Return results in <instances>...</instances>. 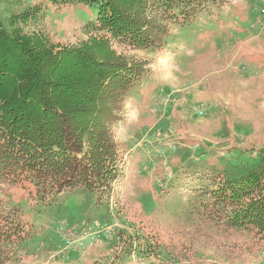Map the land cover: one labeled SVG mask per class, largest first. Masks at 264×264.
I'll return each mask as SVG.
<instances>
[{
  "label": "rangeland",
  "instance_id": "obj_1",
  "mask_svg": "<svg viewBox=\"0 0 264 264\" xmlns=\"http://www.w3.org/2000/svg\"><path fill=\"white\" fill-rule=\"evenodd\" d=\"M239 1L208 0V5ZM243 1L257 8V0ZM96 12L95 4L77 0H0L7 29L34 33L56 45L86 40L94 32ZM195 13L161 16L166 34L156 45L134 52L145 71L128 89L122 119L113 124L121 176L110 193L94 198L78 186L50 195L36 193L26 181H0L2 210L31 222L33 233L4 244L0 264H264V241L252 240L243 229H227L222 209L206 203L219 180L264 162V120L250 109L246 117L230 113L228 121V88L211 84L225 71L215 72L213 79L184 58L188 65L169 76L158 66L152 74L156 55L173 48L170 34ZM183 43L178 42L179 49ZM122 50L131 56V50ZM142 99L139 109L126 111L129 102ZM250 103L256 108L258 101ZM200 105H217L220 112L209 119ZM133 112L142 120L133 122ZM59 222L73 243L56 230ZM39 232L55 237L45 244Z\"/></svg>",
  "mask_w": 264,
  "mask_h": 264
},
{
  "label": "trees",
  "instance_id": "obj_2",
  "mask_svg": "<svg viewBox=\"0 0 264 264\" xmlns=\"http://www.w3.org/2000/svg\"><path fill=\"white\" fill-rule=\"evenodd\" d=\"M77 1L95 4L97 12L94 32L76 45L10 31L0 19V181H26L50 195L81 186L95 198L121 176L112 130L128 89L145 71L134 52L166 34L161 16L195 13L208 0ZM263 181L264 162L247 164L219 180L206 202L222 209L227 229H243L260 243ZM31 229L0 204V248L31 237Z\"/></svg>",
  "mask_w": 264,
  "mask_h": 264
},
{
  "label": "crops",
  "instance_id": "obj_3",
  "mask_svg": "<svg viewBox=\"0 0 264 264\" xmlns=\"http://www.w3.org/2000/svg\"><path fill=\"white\" fill-rule=\"evenodd\" d=\"M256 4L258 8V0ZM206 5L201 11L195 13L191 20L179 25L172 36L170 34L169 38L172 37L175 40L173 44L170 43L173 48H166L156 55L152 74L158 66L169 76L173 69H182L186 66L183 64L188 65L189 60L182 61L184 58H191V62L193 60L197 67L205 69L208 74L211 73L213 79L215 72L225 71L222 79L215 78L211 84L215 88L223 86L228 88V109L230 110L228 121L231 119L230 113L249 116L252 114L251 110L257 111L258 117L264 120V26L256 23L259 15L256 6L251 9L243 0L228 2L224 6L219 3H214L212 6L208 3ZM211 7L212 10L209 9ZM259 19L264 21V16H259ZM180 40L184 41L185 48L186 43L189 42L191 49L187 50L183 47L179 49ZM211 84L209 83L208 86ZM211 96V100H214L215 95ZM150 98L149 95L148 99ZM251 100L258 101L256 108L249 104ZM246 101L248 102L246 106L239 105ZM143 102H145L143 99L129 102L126 111H131L132 106H137L139 109ZM239 106L245 107L246 110H240ZM202 109L204 116L210 117L209 119H213L211 115L220 112L217 105H208L206 108L203 106ZM131 115L133 122L142 120L139 113L133 112ZM39 235L44 237L45 244L55 237L52 235L48 237L41 232L36 233L37 237Z\"/></svg>",
  "mask_w": 264,
  "mask_h": 264
},
{
  "label": "built area",
  "instance_id": "obj_4",
  "mask_svg": "<svg viewBox=\"0 0 264 264\" xmlns=\"http://www.w3.org/2000/svg\"><path fill=\"white\" fill-rule=\"evenodd\" d=\"M258 2H259V5H258V8H257V12H258L259 15H258V18L256 19V23H259V24H261V26H264V21H262V19H259V16H264V0H258ZM251 26H252V24H251ZM198 114L200 116H203V112L202 111H199ZM63 223L59 222L58 224H56L55 225L56 230L57 231H62L60 233L62 234V236H63L64 240L66 241V243L67 244H71L74 241L71 242L72 240L67 238L68 229L66 228V225L63 224ZM65 229H66V234L64 233ZM105 229H107V228H105Z\"/></svg>",
  "mask_w": 264,
  "mask_h": 264
}]
</instances>
